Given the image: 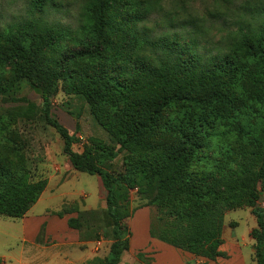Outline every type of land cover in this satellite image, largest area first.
<instances>
[{"label":"rangeland","instance_id":"obj_1","mask_svg":"<svg viewBox=\"0 0 264 264\" xmlns=\"http://www.w3.org/2000/svg\"><path fill=\"white\" fill-rule=\"evenodd\" d=\"M140 1L145 3L142 9L147 15L142 27L152 37H177L184 44L193 43L197 49L213 54L229 35L239 34L241 28L254 29L264 23V0ZM83 7L82 0H65L61 10L49 14L51 22L69 26L74 33L62 40L55 52L46 53V59L62 63L50 115L79 139L73 147L75 152L82 153L91 144L109 146L114 149L115 157L108 163L107 170L132 175L142 166L164 161L183 139H192L202 150L187 167V173L190 179H201L227 166L234 167L241 155L252 152L264 138V91L242 80L230 91L226 103L193 105L175 101L165 108H141L139 114L155 115V128L135 152L120 150L98 125L92 109L77 95L76 88H80L85 79L75 63L103 65L118 76V66L124 62L106 47L96 50V41L87 37L82 28L86 16ZM30 11V0H0V30L30 17ZM128 11L130 8L125 10ZM235 61L242 68L258 65V61L247 57H237ZM16 65L13 60L1 64L0 74L6 85L16 83ZM20 87L17 94L0 96V163H5L7 171L15 176L27 175L32 182L47 181V188L28 215L33 226L25 228L23 220L0 216V264H81L79 258L84 254L90 256L91 251L103 261L110 255L113 229L101 178L72 167L64 154L62 137L41 120V96L27 82L20 83ZM28 103L39 109L34 119L7 114L16 108L25 110ZM96 110L102 116L130 111L126 105L105 104L98 105ZM78 123L79 131L76 129ZM154 198V193L146 196L140 189L131 193L130 205L135 213L126 223L132 237L122 264H155L147 259L151 255L147 228L150 231L152 222L157 226L170 224L175 215L198 212L201 205L211 200L178 199L160 206ZM259 205L264 208V201ZM44 219L51 226L49 234L46 225L40 232L37 228V223ZM69 219L77 220L81 226L79 230L69 228ZM256 227L251 209L228 211L223 229V238L228 244L225 252L233 255L235 250L228 246L236 243L245 264H256L255 242L250 237ZM175 262L180 264L177 259Z\"/></svg>","mask_w":264,"mask_h":264},{"label":"trees","instance_id":"obj_2","mask_svg":"<svg viewBox=\"0 0 264 264\" xmlns=\"http://www.w3.org/2000/svg\"><path fill=\"white\" fill-rule=\"evenodd\" d=\"M64 1L30 0V17L0 30V66L5 60L17 62L16 83L6 85L0 74V96L17 94L20 83L27 82L41 96V120L62 137L64 154L72 167L81 173L100 176L107 192L113 243L109 257L92 264H121L129 252L132 236L126 222L135 213L130 196L136 189L146 196L154 193L155 203L160 206L178 199L210 198L198 212L175 215L170 224L157 226L152 222L150 236L211 262L227 258V254L220 251L224 244L226 213L251 209L257 222L250 233L255 242L256 264H264V208L259 205L264 201V138L252 152L241 155L234 167L227 166L201 179H190L187 173V167L202 150L192 139H183L164 161L142 166L132 175L107 170L108 163L115 157L114 149L109 146L91 144L82 153L73 150L79 139L50 115L62 63L46 59L47 52H55L59 43L74 33L71 27L49 20V14L61 10ZM82 1L86 12L82 27L85 35L96 41V50L106 47L124 62L118 66V76L103 65L75 63L85 79V83L76 88L77 95L92 109L98 125L120 150L135 152L141 141L153 132L156 117L146 112L139 114L141 108H165L175 101L193 105L226 103L230 91L242 80L264 91V23L229 35L213 54L197 49L193 43L184 44L177 37H152L142 27L147 15L142 9L145 3L140 0ZM127 8L130 11L125 12ZM237 57L258 61V65L242 68L235 61ZM100 104L126 105L130 111L102 116L96 110ZM38 111L34 104L28 103L25 110L16 108L7 114L32 120ZM262 122L264 124V114ZM76 129L80 130L79 123ZM262 132L264 135V125ZM46 188L47 181L32 182L27 175L15 176L7 171L5 163H0V216L12 220L26 218ZM68 226L72 230L81 227L75 219H69Z\"/></svg>","mask_w":264,"mask_h":264},{"label":"crops","instance_id":"obj_3","mask_svg":"<svg viewBox=\"0 0 264 264\" xmlns=\"http://www.w3.org/2000/svg\"><path fill=\"white\" fill-rule=\"evenodd\" d=\"M37 205L38 204H36V206ZM36 206H34L32 208V210ZM32 210L28 213V215L31 214ZM28 215L26 216V218L22 219L25 222L24 223L25 228H27L26 225H28L30 227L34 225V224L30 223L31 219H29ZM48 223L49 222L45 221V219L42 220L40 223H37V228H38L39 232H40L42 226L46 225L47 226V228H46L47 234L51 233V226ZM147 230H148L147 236H149V243H148L149 248L148 249L151 252V255H149L147 257V259H152L155 262V264H176L175 259L178 260V263L180 261V264H245V259L242 257V253L240 252V247H239V245H236V243L229 244V246H228V247H231L232 249L235 250L233 255L225 252L224 248L227 247L228 244H226V240L224 238H223L224 244L221 246L220 251L227 254V258H219L216 262H211V261H208L204 258H198V257H195V256L189 254V253H185V252H182L180 250H177V249H175V248H173V247H171V246H169L163 242H160L156 239H152L150 236V231L148 228H147ZM64 241H65V239H64ZM68 246L69 245H65V247H68ZM184 255L186 257H184ZM68 257L70 258V256H68ZM85 258L87 260H85ZM79 259L81 260V264H92L98 260V257L96 256L94 251H91L90 256H87V255L85 256V254H84ZM72 264H74V263H72ZM121 264H122V262H121Z\"/></svg>","mask_w":264,"mask_h":264}]
</instances>
